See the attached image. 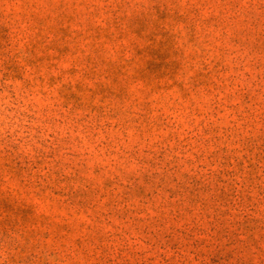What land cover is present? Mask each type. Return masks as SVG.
I'll return each mask as SVG.
<instances>
[{"label":"rangeland","instance_id":"374dc122","mask_svg":"<svg viewBox=\"0 0 264 264\" xmlns=\"http://www.w3.org/2000/svg\"><path fill=\"white\" fill-rule=\"evenodd\" d=\"M0 264H264V0H0Z\"/></svg>","mask_w":264,"mask_h":264}]
</instances>
